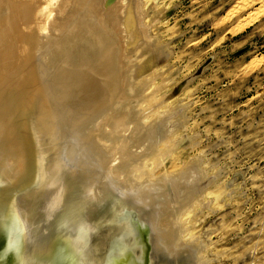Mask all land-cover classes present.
<instances>
[{
	"label": "bare ground",
	"instance_id": "obj_1",
	"mask_svg": "<svg viewBox=\"0 0 264 264\" xmlns=\"http://www.w3.org/2000/svg\"><path fill=\"white\" fill-rule=\"evenodd\" d=\"M139 2L0 0V63L20 67L0 70V118L7 120L0 160L20 174L25 153L36 159L47 203L66 184L88 188L104 181L154 203L150 228L161 250L221 264L207 258L212 242L199 228L217 208L219 171L207 177L196 158L155 172L185 147L177 135L187 124L186 108L164 109L177 94L156 99L162 85L150 88L163 57L142 60L153 45ZM120 32L131 59L117 49ZM145 68L153 71L139 79Z\"/></svg>",
	"mask_w": 264,
	"mask_h": 264
},
{
	"label": "rangeland",
	"instance_id": "obj_2",
	"mask_svg": "<svg viewBox=\"0 0 264 264\" xmlns=\"http://www.w3.org/2000/svg\"><path fill=\"white\" fill-rule=\"evenodd\" d=\"M139 3L142 29L153 45L143 50L142 60L163 57L153 67L157 77L150 88L162 85L156 99L177 94L164 109L186 108L187 124L177 135L185 147L155 172L173 171L196 158L207 177L219 171L217 208L199 225L212 242L207 258L264 264V0ZM118 35L117 49L131 59L132 51L125 50L131 44ZM163 52L167 56H160ZM18 68L5 65L4 71ZM153 68H145L139 79H148ZM6 121L0 118V143Z\"/></svg>",
	"mask_w": 264,
	"mask_h": 264
},
{
	"label": "water",
	"instance_id": "obj_3",
	"mask_svg": "<svg viewBox=\"0 0 264 264\" xmlns=\"http://www.w3.org/2000/svg\"><path fill=\"white\" fill-rule=\"evenodd\" d=\"M150 215L148 203L106 181L88 188L66 184L47 203L36 159L25 153L20 174L0 160V236H20L24 253L63 242L75 264H197L190 253L157 246Z\"/></svg>",
	"mask_w": 264,
	"mask_h": 264
},
{
	"label": "flooded vegetation",
	"instance_id": "obj_4",
	"mask_svg": "<svg viewBox=\"0 0 264 264\" xmlns=\"http://www.w3.org/2000/svg\"><path fill=\"white\" fill-rule=\"evenodd\" d=\"M12 226L10 225L9 228H13ZM6 240L4 235L0 236V264H22V261L25 262V260L29 262L31 260L32 263L36 262L37 264H75L74 256L71 252L66 251L69 248L63 242L50 243L45 247L46 250L36 251L32 254L31 252L24 253L25 245L20 236L10 235ZM119 263L120 261L115 264Z\"/></svg>",
	"mask_w": 264,
	"mask_h": 264
}]
</instances>
